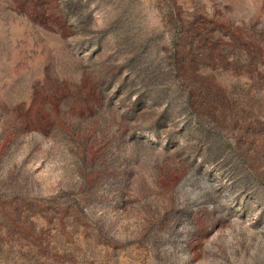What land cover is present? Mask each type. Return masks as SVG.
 I'll use <instances>...</instances> for the list:
<instances>
[{"label":"rangeland","instance_id":"obj_1","mask_svg":"<svg viewBox=\"0 0 264 264\" xmlns=\"http://www.w3.org/2000/svg\"><path fill=\"white\" fill-rule=\"evenodd\" d=\"M0 264H264V0H0Z\"/></svg>","mask_w":264,"mask_h":264}]
</instances>
